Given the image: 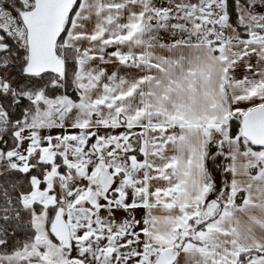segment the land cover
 Wrapping results in <instances>:
<instances>
[{"label":"snow or ice","instance_id":"1","mask_svg":"<svg viewBox=\"0 0 264 264\" xmlns=\"http://www.w3.org/2000/svg\"><path fill=\"white\" fill-rule=\"evenodd\" d=\"M0 264H264V0H0Z\"/></svg>","mask_w":264,"mask_h":264}]
</instances>
